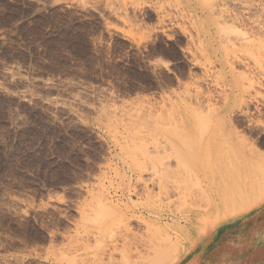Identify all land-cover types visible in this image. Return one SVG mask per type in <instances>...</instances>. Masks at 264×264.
<instances>
[{"label":"rangeland","instance_id":"obj_1","mask_svg":"<svg viewBox=\"0 0 264 264\" xmlns=\"http://www.w3.org/2000/svg\"><path fill=\"white\" fill-rule=\"evenodd\" d=\"M254 181L264 0H0V264H234Z\"/></svg>","mask_w":264,"mask_h":264},{"label":"crops","instance_id":"obj_2","mask_svg":"<svg viewBox=\"0 0 264 264\" xmlns=\"http://www.w3.org/2000/svg\"><path fill=\"white\" fill-rule=\"evenodd\" d=\"M244 192L249 199L224 215L220 232L237 241L234 264H264V183L254 181Z\"/></svg>","mask_w":264,"mask_h":264}]
</instances>
